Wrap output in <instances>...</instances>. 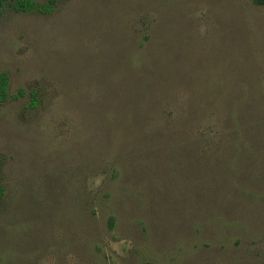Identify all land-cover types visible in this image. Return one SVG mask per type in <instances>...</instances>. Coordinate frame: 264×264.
Wrapping results in <instances>:
<instances>
[{"label":"rangeland","instance_id":"rangeland-1","mask_svg":"<svg viewBox=\"0 0 264 264\" xmlns=\"http://www.w3.org/2000/svg\"><path fill=\"white\" fill-rule=\"evenodd\" d=\"M35 1L0 15V264H264V4Z\"/></svg>","mask_w":264,"mask_h":264},{"label":"trees","instance_id":"trees-1","mask_svg":"<svg viewBox=\"0 0 264 264\" xmlns=\"http://www.w3.org/2000/svg\"><path fill=\"white\" fill-rule=\"evenodd\" d=\"M258 4H264V0H256ZM16 11L40 13L51 12L52 8L48 4L39 5L35 0H0V15L7 7ZM10 99V76L6 71H0V104L6 103ZM5 193L4 186L0 183V197Z\"/></svg>","mask_w":264,"mask_h":264}]
</instances>
